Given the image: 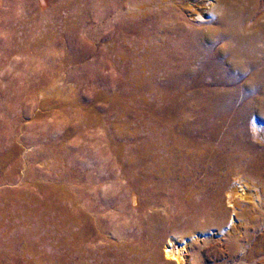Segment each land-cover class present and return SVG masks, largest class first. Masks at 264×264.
<instances>
[{
  "label": "rangeland",
  "instance_id": "rangeland-1",
  "mask_svg": "<svg viewBox=\"0 0 264 264\" xmlns=\"http://www.w3.org/2000/svg\"><path fill=\"white\" fill-rule=\"evenodd\" d=\"M147 1L0 0V252L10 256L24 232V264H138L152 243L163 251L197 217L180 193L165 190L163 171L146 179L136 165L137 124H147L155 93L154 67L137 49L157 45L165 22L156 15L162 7L140 8ZM53 76L56 89L48 88ZM233 247L222 256L228 264ZM209 249H194L204 264L216 257Z\"/></svg>",
  "mask_w": 264,
  "mask_h": 264
},
{
  "label": "bare ground",
  "instance_id": "bare-ground-1",
  "mask_svg": "<svg viewBox=\"0 0 264 264\" xmlns=\"http://www.w3.org/2000/svg\"><path fill=\"white\" fill-rule=\"evenodd\" d=\"M146 4L140 8L162 7L156 15L165 22L157 45L137 49L146 53L144 66L154 67L155 93L146 107L147 124H137L136 165L146 179L163 171L171 181L165 190L180 193L198 213L181 238L167 240L163 251L152 243L149 260L143 257L138 264H204L205 253H194L198 245L210 246L211 257L216 252L213 264H228L222 256L231 244V264H264V148L248 131L252 125L264 138V0H148ZM58 87L53 76L48 88ZM144 142L149 144L147 159ZM199 171L204 173L203 182H190ZM213 183L221 193L226 189V205L221 193L210 187ZM213 228L216 234L204 230ZM25 237L18 233V243L7 247L10 256L5 249L0 252V264H7L9 257L24 264L20 243ZM75 255V250L68 253L71 260Z\"/></svg>",
  "mask_w": 264,
  "mask_h": 264
}]
</instances>
